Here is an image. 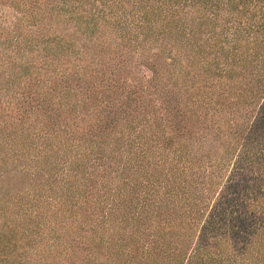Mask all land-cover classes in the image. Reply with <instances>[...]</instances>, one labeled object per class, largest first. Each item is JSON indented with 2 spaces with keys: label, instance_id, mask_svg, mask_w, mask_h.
<instances>
[{
  "label": "trees",
  "instance_id": "16d2710c",
  "mask_svg": "<svg viewBox=\"0 0 264 264\" xmlns=\"http://www.w3.org/2000/svg\"><path fill=\"white\" fill-rule=\"evenodd\" d=\"M0 264H264V0H0Z\"/></svg>",
  "mask_w": 264,
  "mask_h": 264
}]
</instances>
